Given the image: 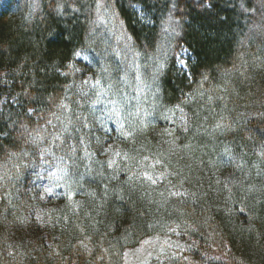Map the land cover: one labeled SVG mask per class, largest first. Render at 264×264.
<instances>
[{"label":"trees","instance_id":"obj_1","mask_svg":"<svg viewBox=\"0 0 264 264\" xmlns=\"http://www.w3.org/2000/svg\"><path fill=\"white\" fill-rule=\"evenodd\" d=\"M155 237L142 264H264V0H2L0 264Z\"/></svg>","mask_w":264,"mask_h":264},{"label":"rangeland","instance_id":"obj_2","mask_svg":"<svg viewBox=\"0 0 264 264\" xmlns=\"http://www.w3.org/2000/svg\"><path fill=\"white\" fill-rule=\"evenodd\" d=\"M2 0H0L1 3ZM4 4V1H3ZM100 10L96 12L95 15V21H96V25H100V26H105V20L104 17H102V19L104 21H101L100 19ZM98 22V23H97ZM106 27V26H105ZM80 55L76 58L77 63H79L80 60ZM178 65L181 69L186 70L187 69V61H186V57H185V51L182 52V54H179V58H178ZM84 86L90 85L92 88H95L97 86H99L98 83L95 82V80H93L92 76H87L84 79ZM73 88V87H72ZM80 93H83V90L81 89L79 91ZM95 94V97L93 99V104H92V110L95 112V116L98 117L100 120H103L104 122H107L109 120V118L111 117V112H115L116 113V105L114 104H109V107L111 108V112L110 109L107 107L106 104H104V100H106V95H103V92L100 93L99 91H94L93 92ZM86 94V92H84V95ZM87 98L90 96L89 92L87 93ZM119 128V127H117ZM50 176V178H47L48 183L53 182V185H60L63 182V176L61 175V173L59 171L54 172V170L50 169L49 171H47ZM44 174V172H43ZM42 174V175H43ZM155 177V176H154ZM151 177V179L153 180L154 183L157 184V181L162 182L163 180L161 179V177ZM35 178V177H34ZM32 185L39 187V189H45L47 195L46 196H50L53 193H51L48 189L50 187L43 185V182L38 184H35L34 179ZM41 181H43V177L41 179ZM53 187V186H52ZM45 191H43V195L45 194ZM165 238L162 237H155L152 239L147 240L146 242L143 243V245L139 246L136 250H134L133 252L128 254V264H142V262H145L148 260V258L150 257V255L154 252V248L159 244V246L164 245Z\"/></svg>","mask_w":264,"mask_h":264},{"label":"snow or ice","instance_id":"obj_3","mask_svg":"<svg viewBox=\"0 0 264 264\" xmlns=\"http://www.w3.org/2000/svg\"><path fill=\"white\" fill-rule=\"evenodd\" d=\"M117 155H119V153H117ZM149 179H151V177H149Z\"/></svg>","mask_w":264,"mask_h":264}]
</instances>
